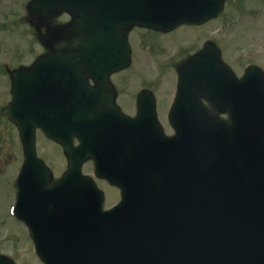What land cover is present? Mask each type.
<instances>
[{
	"label": "water",
	"instance_id": "95a60500",
	"mask_svg": "<svg viewBox=\"0 0 264 264\" xmlns=\"http://www.w3.org/2000/svg\"><path fill=\"white\" fill-rule=\"evenodd\" d=\"M223 2L28 1L24 21L45 52L29 67L9 73L13 100L2 114L17 127L25 158L15 182L13 213L26 225L42 264H264L260 69L248 66L237 79L219 51L206 43L176 69L170 119L174 136L158 137L149 156L123 155L117 173L104 169L102 142L89 141L84 120V103L106 102L100 110L113 108L107 79L129 65L126 38L132 28L168 31L199 25L216 18ZM62 14L70 21L56 24ZM88 77L95 84L92 90L87 89ZM57 87L69 105L62 108L71 113L52 132L43 127L40 117L45 114L37 111V97L56 94ZM138 101L153 99L144 91ZM204 101L212 111L203 107ZM220 114L227 119H218ZM37 126L66 157L67 168L57 180L36 158ZM155 131H160L157 126ZM73 139L78 145L73 146ZM158 141L164 143L159 149ZM88 160L95 178L106 175L121 189V200L111 211H102V193L81 175ZM0 264L14 263L0 255Z\"/></svg>",
	"mask_w": 264,
	"mask_h": 264
},
{
	"label": "rangeland",
	"instance_id": "374dc122",
	"mask_svg": "<svg viewBox=\"0 0 264 264\" xmlns=\"http://www.w3.org/2000/svg\"><path fill=\"white\" fill-rule=\"evenodd\" d=\"M26 2L27 0H0V75H3V62L8 61L10 66L28 64L41 52L28 26L18 20L24 15ZM59 21H65V17ZM199 31L203 34V40L212 38L221 42L227 50L228 58L251 61L264 70V0H226L220 18ZM163 39L149 38L150 44L145 46L149 54H139L138 49H143V46L137 44L138 54L133 68L124 73V92H133L146 85L156 93L159 101L168 100L174 89L175 74L171 66L172 56L167 51L170 47L173 52L180 49L178 46L181 42L179 39L170 40L172 45L168 47L169 39ZM177 53L174 62L177 60ZM5 86V81L0 77V91H5ZM4 95L6 94H3L0 105L6 102L8 95ZM3 120L0 121V253L12 257L19 264H40L33 254L32 244L23 225L10 217L13 204L12 183L21 153L15 131L12 128L10 130ZM37 142L38 155L54 176H59L65 168L60 150L43 138H37ZM89 170V167L84 168L85 172Z\"/></svg>",
	"mask_w": 264,
	"mask_h": 264
},
{
	"label": "flooded vegetation",
	"instance_id": "af4514ba",
	"mask_svg": "<svg viewBox=\"0 0 264 264\" xmlns=\"http://www.w3.org/2000/svg\"><path fill=\"white\" fill-rule=\"evenodd\" d=\"M212 21H209L208 23L199 26H182L168 33L154 32L150 30H137V29L130 32L128 36V40L131 47V65L128 69L111 75L109 78V83L107 79V83L110 84L112 92L115 95L114 103L112 104L113 108L110 110H106L104 112L108 117L114 119V123H115V125L107 129V133L109 134L106 135V139H107L106 148H104L102 152V155L105 156L110 155L112 158H114L108 164H107V160L105 159V166L109 170H113L115 172L121 171L122 163L119 157L122 156L123 153H129L131 151L129 148L130 146H132V144H129L124 141H117L116 132L119 129L123 128L122 126H119V124H122L121 122L124 121V119L137 118L136 120L138 121L136 123H141L144 120H147V123H153L154 118H156L160 126L162 127L165 135H170L172 133L168 124V111L172 106V102L170 101V96L166 101H159L155 95L156 93H154L153 90H151L149 87L144 85L143 88L150 89L156 98V102L154 104L155 115L153 116L152 113L149 112L147 113L138 112L136 95L138 91L143 88L139 90H135L133 92H124V84L126 83V79L124 78V73L130 71L133 68V65L135 63L138 54L137 44H139V46L140 45L143 46V49H140V47L138 49L139 54H141L143 52L148 53V50L145 46L150 44L148 43L149 38H154L155 40L160 38L169 39L167 43L168 47L172 45V44L170 45V40L177 41V39H179L181 44L178 47L180 49L177 48V50L173 52V48L170 47V49L167 51L168 55L172 56L171 59L173 61L171 62L172 68H174L173 66L177 61L186 62L190 58V56H192L198 50L201 49L204 42H206L207 40H210L216 44V46L220 49L221 57L223 61L228 66H230L235 73H237L236 75L240 76L244 70V67L247 64L252 63L250 61L245 62L239 59L234 60L231 57L228 58L227 50L225 46L222 45L221 42H218L216 39L208 38L203 40V34H200L199 30H201L204 26L210 24ZM219 43L221 45H219ZM176 53L178 54V56H177V60L174 62V59H176L175 56ZM6 84H7V88H9V81L7 78H6ZM88 84L90 86H94L91 80H88ZM104 104L108 105V103L101 102L98 107L101 108ZM145 106L150 108L149 104ZM205 106L208 107L206 104ZM144 114L147 115V118H143ZM87 164H88L87 166L91 165V163H87ZM90 170L92 171V166H90ZM96 183L99 186V188L102 190L104 195V209H109L116 202H118V200L120 199L121 192L118 188H115L111 184H109L108 180L106 179V176L101 180L97 181Z\"/></svg>",
	"mask_w": 264,
	"mask_h": 264
}]
</instances>
